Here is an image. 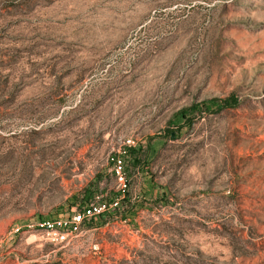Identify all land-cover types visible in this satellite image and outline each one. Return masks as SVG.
I'll return each instance as SVG.
<instances>
[{
	"label": "rangeland",
	"instance_id": "1",
	"mask_svg": "<svg viewBox=\"0 0 264 264\" xmlns=\"http://www.w3.org/2000/svg\"><path fill=\"white\" fill-rule=\"evenodd\" d=\"M0 264H264V0H0Z\"/></svg>",
	"mask_w": 264,
	"mask_h": 264
},
{
	"label": "built area",
	"instance_id": "2",
	"mask_svg": "<svg viewBox=\"0 0 264 264\" xmlns=\"http://www.w3.org/2000/svg\"><path fill=\"white\" fill-rule=\"evenodd\" d=\"M126 142H127L126 143L127 146L129 147L133 146V143L130 140ZM113 162L115 164V173H116L118 188L121 190V192H125L128 186V181L126 176L122 172L121 161L113 159ZM106 209H107L106 205H99V204L91 205L85 208L83 211L79 212L77 216L75 215L71 222L63 221V220H58L53 222L47 221L44 222L42 225H47L48 229H62L63 231L69 229L71 231H74L77 230L78 225H80L84 220L91 219L97 215L103 214L106 211ZM75 224H77V226Z\"/></svg>",
	"mask_w": 264,
	"mask_h": 264
},
{
	"label": "trees",
	"instance_id": "3",
	"mask_svg": "<svg viewBox=\"0 0 264 264\" xmlns=\"http://www.w3.org/2000/svg\"><path fill=\"white\" fill-rule=\"evenodd\" d=\"M99 183H95V184H91L85 191L84 193V198H83V203L81 205H83L80 209V211H83L85 208L91 206V205H97V204H88L89 203V200H91V198L94 197L95 193H102V191L100 190V187L98 185ZM99 205H106L105 203H99ZM74 206V205H73ZM76 206V205H75ZM107 207V206H106ZM102 216V214L100 215H97L93 218H91V221L92 220H95L96 218Z\"/></svg>",
	"mask_w": 264,
	"mask_h": 264
}]
</instances>
